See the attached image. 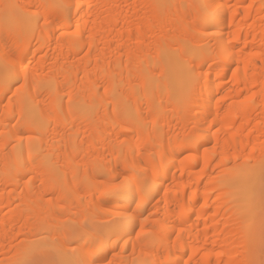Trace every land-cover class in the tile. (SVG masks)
Here are the masks:
<instances>
[{
    "label": "bare ground",
    "instance_id": "6f19581e",
    "mask_svg": "<svg viewBox=\"0 0 264 264\" xmlns=\"http://www.w3.org/2000/svg\"><path fill=\"white\" fill-rule=\"evenodd\" d=\"M0 264H264V0H0Z\"/></svg>",
    "mask_w": 264,
    "mask_h": 264
},
{
    "label": "rangeland",
    "instance_id": "374dc122",
    "mask_svg": "<svg viewBox=\"0 0 264 264\" xmlns=\"http://www.w3.org/2000/svg\"><path fill=\"white\" fill-rule=\"evenodd\" d=\"M83 200H85V199L83 198ZM60 205H63V204H60ZM60 205L58 206V210H61V207H62V206H60ZM68 216L70 217V215L67 214V215L64 216L65 218L63 217L62 219H63V220H64V219H67V220H68V218H67ZM67 220H65V221H67ZM75 245H77V244H76V243H71V244H70L71 248H72V247L74 248ZM70 246L68 245V248H69ZM75 247H76V246H75ZM71 248H70V249H71ZM73 248H72V250L74 251ZM72 250H70V251H72Z\"/></svg>",
    "mask_w": 264,
    "mask_h": 264
}]
</instances>
